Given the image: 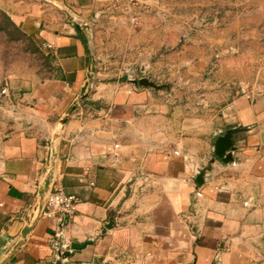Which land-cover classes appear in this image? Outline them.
Listing matches in <instances>:
<instances>
[{
    "label": "crops",
    "instance_id": "crops-1",
    "mask_svg": "<svg viewBox=\"0 0 264 264\" xmlns=\"http://www.w3.org/2000/svg\"><path fill=\"white\" fill-rule=\"evenodd\" d=\"M115 1L0 0L58 72L0 76V261L37 209L66 118L53 191L77 196L78 210L43 214L8 264H52L60 234L68 244L92 242L77 264H264V0H255V23L237 43L207 40L197 57L147 63L161 70L147 75L158 84L162 70H174L170 90L103 79L88 31ZM214 46L222 50L216 64ZM205 75L226 90L194 107L181 90ZM230 129L240 131L227 164L214 145Z\"/></svg>",
    "mask_w": 264,
    "mask_h": 264
},
{
    "label": "rangeland",
    "instance_id": "rangeland-1",
    "mask_svg": "<svg viewBox=\"0 0 264 264\" xmlns=\"http://www.w3.org/2000/svg\"><path fill=\"white\" fill-rule=\"evenodd\" d=\"M121 4L89 25L88 36L107 82L129 83L144 75L158 77L156 73L161 70L145 69L147 63L197 57L198 50L206 49L207 40L215 39V44H221L228 36L237 43L239 31L253 27L257 9L255 0H138L137 5ZM220 49L212 47L213 64L221 59ZM162 71L165 79L161 85H169L167 81L174 78V70ZM57 73L53 57L15 31L0 10V76L32 75L42 80L56 77ZM206 77L197 80L192 88L181 90L189 96L188 104L192 99L194 107L203 106L209 103L207 95L218 97L225 92L222 85L212 89ZM190 94L194 96L191 98ZM196 94L200 96L198 100ZM235 95L231 93L230 98ZM226 99L215 103L220 105Z\"/></svg>",
    "mask_w": 264,
    "mask_h": 264
},
{
    "label": "water",
    "instance_id": "water-1",
    "mask_svg": "<svg viewBox=\"0 0 264 264\" xmlns=\"http://www.w3.org/2000/svg\"><path fill=\"white\" fill-rule=\"evenodd\" d=\"M133 84L138 85L140 87L151 88L154 90H161V89L170 90V85L158 84L156 81L151 80L148 77H143L138 80H133ZM84 99L86 100L87 96H85ZM89 104L92 105L95 104V102L89 101ZM73 110H75V108ZM66 122H67L66 118L60 122V125L58 126L55 136L53 138L49 170L44 180L40 184L38 190L37 209L34 212L30 220V223L24 226L17 243L11 248V250L7 253V255L0 261V264H8L12 260V258L16 255V253L24 245L28 236L33 230L34 226L40 220V218L43 216L45 212L50 196L53 193V188L56 178L58 158H59L58 143H59L61 128ZM239 131H240L239 129H230L221 136H219L215 142L214 154L218 159H221L224 163L228 164L233 162V152L236 151L233 136ZM211 169H212V164H209L208 166H206L205 168L201 169L198 172V176L196 178L198 184L200 185L205 184V176L208 172L211 171ZM107 228L111 229L112 225H109ZM89 244H92V242H86L83 244H79V243L68 244L64 241L63 234H60L58 236V244L56 246V250H57L56 259L54 262H52V264H77L73 262L72 259L75 257L77 251L84 250Z\"/></svg>",
    "mask_w": 264,
    "mask_h": 264
},
{
    "label": "built area",
    "instance_id": "built-area-1",
    "mask_svg": "<svg viewBox=\"0 0 264 264\" xmlns=\"http://www.w3.org/2000/svg\"><path fill=\"white\" fill-rule=\"evenodd\" d=\"M122 0H116V5H119ZM129 5H137L138 0H126ZM48 49L52 46L47 45ZM79 198L73 195H67L61 190H55L50 196L49 202L46 206L44 215L49 218L55 217L57 214H66L73 216L76 214L79 205Z\"/></svg>",
    "mask_w": 264,
    "mask_h": 264
},
{
    "label": "trees",
    "instance_id": "trees-1",
    "mask_svg": "<svg viewBox=\"0 0 264 264\" xmlns=\"http://www.w3.org/2000/svg\"><path fill=\"white\" fill-rule=\"evenodd\" d=\"M3 14H4V17H5V21H6L7 23H9L10 26H11L15 31H18V33H20L19 29H18L16 26H14V24L12 23V21L10 20V18H9L5 13H3ZM20 34H21V33H20ZM83 39H84V41H86L85 38H83Z\"/></svg>",
    "mask_w": 264,
    "mask_h": 264
}]
</instances>
